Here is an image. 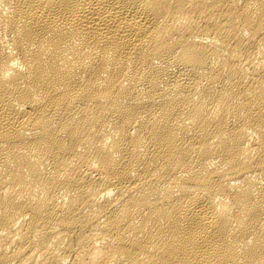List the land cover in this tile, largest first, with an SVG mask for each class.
<instances>
[{"label": "bare ground", "instance_id": "6f19581e", "mask_svg": "<svg viewBox=\"0 0 264 264\" xmlns=\"http://www.w3.org/2000/svg\"><path fill=\"white\" fill-rule=\"evenodd\" d=\"M0 264H264V0H0Z\"/></svg>", "mask_w": 264, "mask_h": 264}]
</instances>
